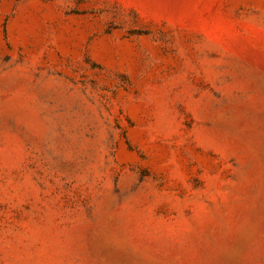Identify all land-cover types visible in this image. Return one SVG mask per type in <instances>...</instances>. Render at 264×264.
<instances>
[{
  "label": "rangeland",
  "instance_id": "374dc122",
  "mask_svg": "<svg viewBox=\"0 0 264 264\" xmlns=\"http://www.w3.org/2000/svg\"><path fill=\"white\" fill-rule=\"evenodd\" d=\"M0 264H264V0H0Z\"/></svg>",
  "mask_w": 264,
  "mask_h": 264
}]
</instances>
